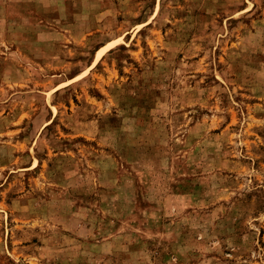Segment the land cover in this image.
<instances>
[{"label":"rangeland","instance_id":"1","mask_svg":"<svg viewBox=\"0 0 264 264\" xmlns=\"http://www.w3.org/2000/svg\"><path fill=\"white\" fill-rule=\"evenodd\" d=\"M0 264H264V0H0Z\"/></svg>","mask_w":264,"mask_h":264}]
</instances>
